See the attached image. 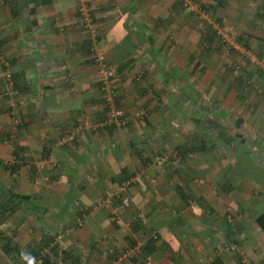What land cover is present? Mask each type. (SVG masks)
Here are the masks:
<instances>
[{"label": "crops", "instance_id": "1", "mask_svg": "<svg viewBox=\"0 0 264 264\" xmlns=\"http://www.w3.org/2000/svg\"><path fill=\"white\" fill-rule=\"evenodd\" d=\"M77 1L0 0V195L28 199L0 246L51 239L52 264H264V70L230 76L235 53L212 33L209 49L177 17L182 0H84L96 32L79 28ZM219 1L235 46L264 53V0ZM93 36L125 66L120 126L86 70Z\"/></svg>", "mask_w": 264, "mask_h": 264}, {"label": "trees", "instance_id": "2", "mask_svg": "<svg viewBox=\"0 0 264 264\" xmlns=\"http://www.w3.org/2000/svg\"><path fill=\"white\" fill-rule=\"evenodd\" d=\"M215 5L213 6H217L218 4L220 5V1L219 0H212ZM84 5H85V8H86V12L87 14L89 15V17L91 18V21H90V24H89V27H87L85 24L82 23V17H81V12H80V8H81V4L78 3V8H77V17H79V23H78V26L79 28H81L82 30H94V19L92 18V14H91V11H89V5L86 4V2L84 1ZM181 6V5H180ZM212 6V3H209L208 7H206L205 5H203V9L202 7H200V10L203 11V12H209V11H212L213 10V7ZM181 12H183V6L181 8ZM199 18V15L196 14ZM199 19H203V18H199ZM219 23H220V20H218ZM212 33V35H214L215 37H218L220 36L221 38V35L219 33L218 30L216 29H213L212 31H209L207 29V33L209 34ZM98 41V38L95 37L92 38V40H90V42L88 43V48H87V52H89L90 54V50H92V43L93 42H96L97 43ZM239 46H242L244 47L245 49L249 50L250 52H252V49H248L249 47L241 42L238 43ZM226 44L223 43L222 46H225ZM228 52V54H232V53H235V57H234V61L232 63V65L230 67H234V66H239L237 60L239 58V55H242L243 57L247 58L248 60H250V55H246V52L245 53H241L239 49L233 47L232 45L229 46V48H227L226 50ZM237 53V54H236ZM262 55H258V57L255 55L256 58H260ZM251 61V60H250ZM7 63V61H4ZM91 62H94L93 59H91ZM104 64H106V66H111L110 63L111 61H104L103 62ZM102 63V64H103ZM113 63V62H112ZM253 63V62H252ZM8 64V63H7ZM114 64V63H113ZM254 64V63H253ZM116 65V64H115ZM125 66H118L117 67V71L118 70H122ZM257 67V66H256ZM240 68V66H239ZM258 68V67H257ZM230 70V69H229ZM240 70V69H239ZM258 70L262 71V69L258 68ZM231 72V70H230ZM234 77H237V78H242V75H241V72H239V75L237 76H234ZM100 87V89H102L103 87H105V85L103 84V81H102V78L101 80L98 81L97 83ZM107 102V101H106ZM108 103V102H107ZM114 103V102H112ZM122 118V117H120ZM108 120V118H107ZM108 123V122H107ZM114 122H111V123H108V124H112ZM14 129H16L14 127ZM177 156V155H176ZM171 157L168 158L167 162H165V164L168 163L169 159ZM164 164V165H165ZM157 166H163V165H157ZM2 192H4V200H2V194L0 195V222H2L4 220L5 217L7 216H10V215H13L15 213H18L20 211V208L22 206V204L27 201L28 199L25 197V196H22V195H19L18 193H16L14 190H12L11 188L9 189H5L3 190ZM262 221H264V217H259L256 222H258L257 224H259V226L261 228H264V223L263 224H260ZM51 240V239H50ZM50 240L47 241L46 243H44V245L42 247H36V248H27V249H24L22 248L20 245L18 244H13L12 241L10 240H6V242H4L3 244H1L0 246V250L1 252L3 253V255L12 263V264H52L51 262V257L50 255H54L55 256V253L57 252L58 250V246L56 245H50ZM52 241V240H51ZM129 260H131V258H129ZM30 262V263H29Z\"/></svg>", "mask_w": 264, "mask_h": 264}, {"label": "rangeland", "instance_id": "3", "mask_svg": "<svg viewBox=\"0 0 264 264\" xmlns=\"http://www.w3.org/2000/svg\"><path fill=\"white\" fill-rule=\"evenodd\" d=\"M185 1H190V2H192V3H194V5L197 7V10H198V13H196V12H194V13H181V14H179V15H177V17H179L180 16V18H181V16H183V17H186V19H187V23H189L190 25H192L193 26V28L194 27H204L206 30L208 29L209 31H212L213 29H216V30H218L220 33H223V34H226V38H223V39H225V40H223L222 38H220V36H218V37H216V38H218V41H219V44H221V45H223V43H225L226 45L225 46H222V48H223V50H222V52H225L226 50H227V47H228V45L229 46H231V45H235V43H237L236 42V39H235V32H234V29H233V27L231 28V26L230 25H228L227 23H219V19H217V17H219V16H214L213 15V11H209V12H203V11H201L200 10V7H202V9H203V5H205L206 6V4H203L204 2H202V1H200V0H182V2H179V3H181V6H180V10H181V8H182V4H183V2H185ZM78 2V1H77ZM80 3V2H79ZM200 6V7H199ZM204 10V9H203ZM199 13H203L204 15H205V17L203 18V19H199L198 18V16L196 15V14H198L199 15ZM180 18H178V20H180ZM182 19V18H181ZM183 20V19H182ZM220 20H221V18H220ZM229 27V28H228ZM210 33V32H209ZM210 36V34H208L207 33V38ZM214 36V35H213ZM215 37V36H214ZM213 37V38H214ZM92 38H94V36L92 37ZM92 38H91V40H92ZM93 45H92V50H90V54H89V56H90V61H91V59H93L94 60V62H92V64H90V65H88L87 66V68L88 69H86L87 70V72H89V74L90 73H92L93 74V76H94V79H96V83H98V81L99 80H101V72H100V69H101V63H103L105 60L106 61H109L107 58H106V56H105V52L106 51H103L101 48H99L98 47V45L96 44V42H93L92 43ZM206 44H207V46H208V48L210 49L211 47H213L214 45L212 44V42H211V40H210V37L207 39V41H206ZM214 49V48H213ZM221 50V49H220ZM215 51V50H214ZM214 51H212V52H214ZM211 52V53H212ZM117 53H121V51H118ZM116 53V54H117ZM251 55H256L257 57H258V55L260 56V55H263L264 53H262V54H259V53H257L255 50H252V52H249ZM221 55H222V53H221ZM230 55V54H229ZM238 63H239V66H240V72H241V75L242 74H244L245 72H244V70H243V68H244V63H248V64H252V67H253V69H258L257 67H256V65L255 64H253L250 60H248L247 58H245V57H243L242 55H239V58H238ZM250 61V62H249ZM104 64V63H103ZM250 64V65H251ZM110 65H111V67L115 70V74H114V76H112V77H110L109 79H108V81H107V84L105 85V87H104V91L105 92H107L108 94V96L107 97H109L111 100H112V102H113V98H112V92H111V90H112V87H113V85L115 84V82H113V80L114 79H116L117 78V75H118V72H117V66L115 65V64H113V63H110ZM232 65V63L230 64V66ZM230 66H227L230 70H231V67ZM230 70H229V74L231 73L230 72ZM230 76H231V74H230ZM98 80V81H97ZM114 90V89H113ZM112 90V91H113ZM11 97H13V95L11 96ZM256 99V98H255ZM255 99H253V101H251V107H249L248 106V108H246L245 109V112L246 113H249V112H251V111H254L253 109H252V106H254L255 105ZM257 99H258V101L256 102L258 105H262V104H264V95L262 94V95H260V96H258L257 97ZM13 101H12V103H10V104H12L13 105V102H15L16 101V99H15V97H13V99H12ZM106 101V100H105ZM253 103V104H252ZM114 105H115V102L113 103ZM116 107V106H115ZM118 109H121V108H119V107H117ZM122 110V109H121ZM215 112V111H214ZM244 112V113H245ZM122 113H123V110H122ZM12 117L13 118H15V120H17L18 118H16V115H15V113H13L12 112ZM15 115V116H14ZM123 116V115H122ZM115 123H117L118 124V126H120V125H123V123H124V120H123V118H119V119H116V120H113ZM210 136V135H209ZM208 136V137H209ZM210 138H212V137H210ZM156 165V164H155ZM2 170V168H0V171ZM129 248H131V246L129 245V246H127V247H125V249H124V251L126 250V249H129Z\"/></svg>", "mask_w": 264, "mask_h": 264}, {"label": "built area", "instance_id": "4", "mask_svg": "<svg viewBox=\"0 0 264 264\" xmlns=\"http://www.w3.org/2000/svg\"><path fill=\"white\" fill-rule=\"evenodd\" d=\"M78 1L81 4L80 12H81V17H82V23L85 24L87 27H89L91 18L89 17V15L86 12L84 0H78ZM182 6H183V12L184 13H194V12L198 13L197 7L194 5V3L190 2V1L183 2ZM204 17H205V15L203 13H199V18H204ZM220 35H221L222 39L226 38V34L220 33ZM223 40H225V39H223ZM232 46L237 48V49H240V47L238 45L235 46L233 44ZM227 48H229V45ZM240 52H244V51H241V49H240ZM248 55H250V54H248ZM250 58H251L250 59L251 62H253L258 68L264 70V54L260 58H256L254 55H250ZM100 65H101L100 72H101V76H102L101 78H102L103 84L106 85L108 79L110 77L114 76L115 70L111 66L110 67L106 66V64L101 63ZM239 69L240 68L237 65L234 67L232 66L231 67V75H233V76L239 75V72H240ZM106 101L108 102L107 104H108V108H109V116H108L107 122L111 123V122H114L113 120L119 119L123 113H122L121 109H118L117 107H115V105L112 103V100L109 97L106 98ZM169 157L175 158L176 154L171 153L169 156L168 155L167 156L166 155L158 156L154 159V163L156 165H164L165 162H167ZM229 249L233 250V249H235V247L229 246ZM132 255H133V249H131V250L127 249L125 251L124 258H126V259L132 258Z\"/></svg>", "mask_w": 264, "mask_h": 264}]
</instances>
